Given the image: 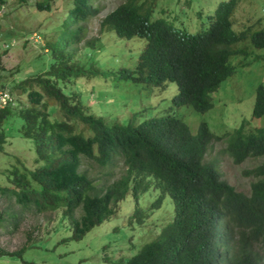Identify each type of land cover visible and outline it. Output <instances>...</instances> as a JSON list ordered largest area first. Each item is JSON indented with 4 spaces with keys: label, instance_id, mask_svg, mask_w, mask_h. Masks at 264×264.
Listing matches in <instances>:
<instances>
[{
    "label": "trees",
    "instance_id": "obj_1",
    "mask_svg": "<svg viewBox=\"0 0 264 264\" xmlns=\"http://www.w3.org/2000/svg\"><path fill=\"white\" fill-rule=\"evenodd\" d=\"M7 1L0 0V7ZM98 1L68 2L60 24L44 40L55 63L13 88L26 96L28 106L14 110L8 105L0 110V127L10 116L22 119V136L33 141L37 162L42 164L17 173L10 179L13 188L7 190L21 208H35L38 213L62 210L77 241L113 217L130 190L136 200L150 190L160 193L149 208L151 214L169 196L175 207L173 221L162 226L158 237L134 257L112 262L106 256L107 264H264V165L253 172L259 180L247 195L223 180L218 162L211 158L216 145L236 165L263 158L264 127L248 130L243 123L217 136L203 123L193 134L178 116L182 107L202 114L210 111L212 95L236 72L233 58L249 60V44L264 49V30L253 31L256 26L234 30L242 0L220 2L207 30L195 34L180 32L164 20L151 22V10L144 12L138 0H126L102 23L106 32L120 40L146 42L135 69L122 75L135 84L162 90L173 83L178 95L164 116L128 127L109 126L103 117L87 112L81 94L67 95L62 89L87 71L90 56L82 63L78 53L86 25L100 12L95 7ZM18 2L25 5L28 0ZM34 7L38 12L52 9L49 0ZM262 118L264 85L256 90L252 112V119ZM85 160L100 169L121 163L126 171L113 184L97 190L94 180L82 171ZM150 216L137 209L133 217L143 225ZM26 249L11 253L0 248V257L21 256Z\"/></svg>",
    "mask_w": 264,
    "mask_h": 264
},
{
    "label": "rangeland",
    "instance_id": "obj_2",
    "mask_svg": "<svg viewBox=\"0 0 264 264\" xmlns=\"http://www.w3.org/2000/svg\"><path fill=\"white\" fill-rule=\"evenodd\" d=\"M39 1L28 0L27 4L20 5L18 0H8L5 14L0 16V93L11 95L14 104L10 107L14 110L28 106L26 96L13 91L14 86L45 73L55 63V57L44 48V40L60 24L70 0H49L50 12H38L34 5ZM224 1L228 0H138L137 5L143 6L144 12L151 10V22L164 20L180 32L195 34L207 30L209 17ZM125 2H97L95 7L100 12L86 25L87 32L78 53L82 63L90 56L87 71L62 85V89L67 95L81 94L87 112L103 117L109 126L128 127L131 123L138 125L164 116L173 106L178 89L173 83L164 90L135 84L122 75L125 70L135 69L146 46L145 40H120L102 28L106 16ZM233 22L237 32L249 26H256L253 31L264 30V0H242ZM249 45L252 57L246 62L242 58H233V64H238L236 72L212 95L210 111L202 114L192 107L178 109V116L193 134H197L203 123L217 136L233 132L243 123L248 130L264 127V118L252 119L256 90L264 85V49L257 50ZM240 63L249 65L243 67ZM135 115L140 116L133 120ZM22 125L21 118L10 116L0 127V136L3 135L0 141V190L13 188L10 179L17 173L42 165L37 162L33 141L22 136ZM221 149V145H216L211 158L218 162L223 180L248 195L252 185L259 180L253 172L264 165V157L236 165L221 155ZM82 171L94 180L97 190H102L119 180L126 168L119 163L111 169H100L85 160ZM159 196L158 191L150 190L136 200L130 190L113 217L77 241L73 239L72 223L63 219L62 210L38 213L35 208L24 209L17 205L8 190L0 191V248L12 253L29 247L21 256L0 257V264H107L106 256L112 262L128 260L158 237L160 228L175 217V207L169 196L165 197L160 209L153 214L149 212ZM137 209L151 215L143 225L133 217ZM75 217H79L78 212Z\"/></svg>",
    "mask_w": 264,
    "mask_h": 264
},
{
    "label": "built area",
    "instance_id": "obj_3",
    "mask_svg": "<svg viewBox=\"0 0 264 264\" xmlns=\"http://www.w3.org/2000/svg\"><path fill=\"white\" fill-rule=\"evenodd\" d=\"M0 16H3L5 14L4 7H0ZM14 104L13 99L8 93H0V110L8 105Z\"/></svg>",
    "mask_w": 264,
    "mask_h": 264
}]
</instances>
